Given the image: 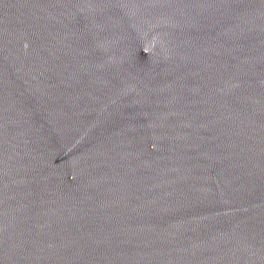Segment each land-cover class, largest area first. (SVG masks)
<instances>
[{
  "label": "water",
  "instance_id": "95a60500",
  "mask_svg": "<svg viewBox=\"0 0 264 264\" xmlns=\"http://www.w3.org/2000/svg\"><path fill=\"white\" fill-rule=\"evenodd\" d=\"M0 264H264V0H0Z\"/></svg>",
  "mask_w": 264,
  "mask_h": 264
}]
</instances>
